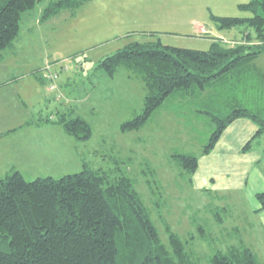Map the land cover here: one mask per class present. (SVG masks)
Returning <instances> with one entry per match:
<instances>
[{
    "label": "rangeland",
    "instance_id": "obj_1",
    "mask_svg": "<svg viewBox=\"0 0 264 264\" xmlns=\"http://www.w3.org/2000/svg\"><path fill=\"white\" fill-rule=\"evenodd\" d=\"M48 1L40 0L23 12L12 46L0 50V82L8 73L9 80L14 77L9 87L0 89V127L52 117L71 104L90 123L91 135L77 140L66 132L64 137L55 133L54 126L29 127L22 147L42 148L45 157L33 151L32 160L21 168L24 177L60 176L80 170L83 161L113 176L119 166L134 180L163 241L168 239L167 223L186 240L198 264H209L214 251L237 243L249 246L264 264V231L252 212L251 196L256 180L264 176V137L260 145L252 143L251 152L218 146L202 153L214 123L199 110L194 96L185 100L178 95L166 99L141 127L123 131L120 123L142 109L143 81L124 65L112 76L95 68L103 56L132 39L158 38L165 44L201 49L215 37L226 43L240 40L246 31L219 27L212 15H251L238 6L246 0H87L42 21ZM254 62L264 72V50ZM47 66L57 74L53 79L46 76ZM51 140L55 145L49 147ZM174 152L198 156L192 175L177 164ZM229 161L241 166L221 170ZM1 172L3 176L7 171ZM227 181L232 185L223 186V191L217 188ZM152 190L161 202L159 210Z\"/></svg>",
    "mask_w": 264,
    "mask_h": 264
},
{
    "label": "trees",
    "instance_id": "obj_2",
    "mask_svg": "<svg viewBox=\"0 0 264 264\" xmlns=\"http://www.w3.org/2000/svg\"><path fill=\"white\" fill-rule=\"evenodd\" d=\"M38 1L0 0V50L11 45L23 12ZM85 1L49 0L40 20ZM238 6L251 15L214 14L212 18L219 27L238 26L246 31L240 40L226 43L215 37L201 49L165 44L158 38L132 39L98 60L97 67L108 76L124 65L143 81L142 109L122 121L121 130L141 127L171 96L185 100L194 96L199 110L214 123L202 153L213 147L222 130L237 117L256 124L241 150L259 142L264 134V72L254 59L264 50V0H246ZM254 37L257 40L252 42ZM42 120L60 124L77 140L91 135L88 120L71 106L57 111L55 118ZM172 156L192 175L198 165L196 154L174 152ZM115 167L118 173L113 176L86 161L80 170L60 176L27 179L17 169L1 176L0 264H198L186 248V240L167 223V242L161 239L134 180ZM152 192L159 210L161 202L157 192ZM255 196L259 208H264V190ZM209 264L260 262L249 246L237 243L214 251Z\"/></svg>",
    "mask_w": 264,
    "mask_h": 264
},
{
    "label": "crops",
    "instance_id": "obj_3",
    "mask_svg": "<svg viewBox=\"0 0 264 264\" xmlns=\"http://www.w3.org/2000/svg\"><path fill=\"white\" fill-rule=\"evenodd\" d=\"M12 44L13 43H11V45L8 47L10 48L12 46ZM9 48H7V49H9ZM7 49H5V50H7ZM3 58H4V56L1 55V53H0V61H3ZM6 59L10 60V58L7 56H6ZM1 64H3V62H0V65ZM4 64H5V62H4ZM95 68L101 69L97 66ZM10 78H12V76H9V73H8L7 78H5L4 82H0V89L3 87H9L11 81L14 80V77L12 80H9ZM14 96H16V95H14ZM85 98H87V97H85ZM14 99L17 100V97H14ZM70 106L75 108L71 104H69V105L66 104L65 107L62 108V110H65V109H67V107H70ZM55 116L56 115L52 116V118H55ZM41 118L42 117H39L37 119H32L29 121L26 120L25 122L21 123L20 125L14 124L10 127H8L6 125L0 127V173H2L1 171L9 172V169L10 170L11 169H17L22 173L21 168L24 166V163L26 161L32 160L31 156H32L33 151L38 152L39 157H41L42 159L45 157V151L42 148L32 149L31 144H30V146H28L27 150H25L22 147V145H21L23 143L22 141L25 139L27 134L30 132V130L28 129L29 127L33 128V129L35 128L37 130L38 128L44 129L47 126H54L55 130H56L55 133L60 132L61 135L63 134L62 136L64 137L65 131H61L58 127V126H60V124H58L56 122L48 121V120L40 121ZM255 129H256V124L251 119H249L247 117H237V118L233 119L231 122H229V124H227V126L222 130L220 136L218 137L215 144L213 145L212 150L216 149L218 146H223L226 149V151L232 149L231 151L235 152V148L238 151L241 149L242 145L244 144L245 139H248V137H250L252 135V133L255 131ZM55 130H45L44 132H50V131H55ZM263 135L260 136L259 142L257 141V144L260 145L261 139H262V137H264ZM52 145H55V142L51 140V145L49 147H52ZM29 149H32V151H29ZM246 152H248V151H246ZM257 158H258L257 156L253 157V159L251 160V166L250 167H253V164H254L253 161ZM240 166H241L240 164L235 165L233 163V161H229V162L224 163L221 166V170H235V169H238ZM1 176H2V174H0V177ZM213 177L214 176L211 174L210 175L211 183L216 182V179ZM226 185L229 186L232 184H230V182H228V181L226 182V184L225 183H219L217 188L222 187V191H223L224 190L223 186H226ZM210 186H211V184H210ZM262 190H264V176L263 177L259 176L258 179L256 180L255 188H253L251 190V196L254 197L252 212H254L258 216V222L260 224V227L264 231V208H259V202L257 201V199H255L256 198V196H255L256 192H259ZM218 192H221V190Z\"/></svg>",
    "mask_w": 264,
    "mask_h": 264
},
{
    "label": "built area",
    "instance_id": "obj_4",
    "mask_svg": "<svg viewBox=\"0 0 264 264\" xmlns=\"http://www.w3.org/2000/svg\"><path fill=\"white\" fill-rule=\"evenodd\" d=\"M48 69V72L46 74V76L50 79H53L54 77H56V73H52L51 71H49V66L46 67ZM50 88H54L55 87V84H51L49 85Z\"/></svg>",
    "mask_w": 264,
    "mask_h": 264
}]
</instances>
